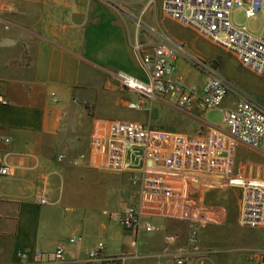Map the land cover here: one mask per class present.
Returning <instances> with one entry per match:
<instances>
[{
	"label": "crops",
	"instance_id": "obj_1",
	"mask_svg": "<svg viewBox=\"0 0 264 264\" xmlns=\"http://www.w3.org/2000/svg\"><path fill=\"white\" fill-rule=\"evenodd\" d=\"M6 1L18 10L0 13V95L7 101L0 104V165L12 169L0 174V264H26L16 256L22 250L40 253L38 264H54L50 260L60 245L66 259L57 264H87L88 250L99 241L106 243L107 255H136L126 264H175L178 254L187 264H259L264 226L240 224L239 182L264 183V143L258 148L237 143L223 123V111L235 106L239 91L264 105V91L222 58L185 45L214 61L236 87L222 109L160 97L133 108L139 93L113 74L125 71L148 80L127 24L148 0ZM162 11L158 5L147 14ZM190 62L179 57L177 71L202 93L209 74L186 67ZM110 120L153 126L156 147H133L127 158L164 180L175 196L143 195L133 170L97 165L92 139L97 130L108 134ZM178 137L189 139L196 152L207 150L203 170L177 174L156 158ZM41 196L49 203H39ZM131 205L144 212L154 231L124 227L121 219ZM75 236L80 241L71 243Z\"/></svg>",
	"mask_w": 264,
	"mask_h": 264
},
{
	"label": "built area",
	"instance_id": "obj_2",
	"mask_svg": "<svg viewBox=\"0 0 264 264\" xmlns=\"http://www.w3.org/2000/svg\"><path fill=\"white\" fill-rule=\"evenodd\" d=\"M160 5L164 13L171 16L184 26L191 27L215 43L232 51L240 62L264 78V23L260 33L250 31L246 26L234 23L233 13L244 9L248 17L261 14L264 18V0H148L140 16L135 18L136 36L134 49L139 54L141 62L148 73V80H142L125 71H118L114 76L123 86L139 93V101L133 108H142L150 98H169L182 106L197 105L206 110L222 106L231 90H237L226 76L215 65L207 63L200 56L192 54L187 47L169 35L155 30L157 43L151 51L145 52L139 41L138 30L144 27L143 15L151 7ZM14 3L0 0V13H12ZM185 57L196 67L208 72L202 93L197 92L194 85L185 83L184 77L178 73L176 60ZM234 107L223 111V123L237 143H244L254 148L264 143V105L242 91ZM6 98L0 95V104H6ZM108 134L103 135L97 130L93 136V154L102 159L99 163L111 169L133 170L136 182H141L143 195L175 196L176 190L164 180L153 178L146 167L132 166L127 158V150L133 147H156L154 128L151 124L139 121L112 120L108 122ZM1 125V123H0ZM6 143H11L10 137H4ZM168 152L158 151L155 156L164 166L177 174H194L204 169L208 156L207 150L199 148L196 152L190 145V140L178 137ZM84 157V156H83ZM66 156L60 154L59 161ZM75 159L73 164H78ZM12 169L0 165V174H11ZM242 185V205L239 222L246 227L264 226V183L250 181L239 182ZM39 203L48 204L43 196ZM206 215L201 214L204 218ZM144 212L136 205H131L122 217L124 227L132 232H152L156 226L146 221ZM80 237L75 236L70 241L78 243ZM170 238H168L169 240ZM106 243L99 241L88 250L87 264H126L127 260L136 255H107ZM66 247L60 245L53 253L50 262L57 264L65 261ZM259 264H264V248L257 250ZM17 259L26 264H38L40 253L34 256L27 251H18ZM20 264H23L20 262ZM175 264H187L186 257L178 254Z\"/></svg>",
	"mask_w": 264,
	"mask_h": 264
},
{
	"label": "rangeland",
	"instance_id": "obj_3",
	"mask_svg": "<svg viewBox=\"0 0 264 264\" xmlns=\"http://www.w3.org/2000/svg\"><path fill=\"white\" fill-rule=\"evenodd\" d=\"M147 3H148V1H147ZM147 3H146V5H147ZM14 6H15V9L12 11V13H15L18 10L17 4H14ZM145 6H144V8H145ZM157 6H155V7H157ZM152 8L150 7L148 9V11L143 15L144 16L143 17L144 27H142V28H140V30H138L139 41L143 44L145 52L151 51L155 42H156L153 34L150 31L156 33L155 30H159L160 32H164L165 34L169 35L171 38H173V39H175L181 43H184V45H186L190 49H196L197 51H203L204 53H206L207 55H209L211 57L222 58L223 60L226 61L227 66L231 67L233 71L237 72L240 75H244V76L250 78L252 80V82L255 83L256 86H259L264 91V80L262 78L258 77V75L254 74L253 71H250L248 68L244 67L240 63V61L237 59V57L232 53V51H230L229 49L215 43L211 39L200 34L195 29L182 25L177 20L173 19L171 16L167 15L163 11L157 13V15H155L154 17H151L147 13ZM138 16H140V14ZM138 16L134 15L132 17V20L128 21V23H127L128 26L133 29L132 30V41H131L133 49H134V45H135V36H136L135 18ZM233 20H234V23L236 25L246 26L250 31H252L254 33H260V31L263 27V23H264V18L261 14H258L257 16L250 18L247 16L246 11L244 9L235 10L233 13ZM149 32L151 33V35L153 37L150 36ZM148 37H149V39L150 38L153 39L151 43L146 40ZM144 40H146L147 42ZM134 51H135V49H134ZM197 51L195 53H198ZM202 55H204V54H202ZM203 59L206 60L207 63L213 64L218 69H220V67L214 61L209 60V58L206 57V55H204ZM193 65L194 64L191 65L188 63L186 65V67L195 68V67H193ZM92 106H93V104L87 105L88 108H92ZM222 107H223V104L221 107H219L217 109H222ZM110 121H112V120H110ZM93 140L94 139H92V143H93ZM93 148L94 147L92 145V153H93ZM61 154H63V153H61ZM59 155H58V157H59ZM60 162H63V161H60ZM102 162H103V160L99 159L97 165L101 167V165H99V163H102ZM78 164H74V165H78ZM131 177L135 181L134 174H131Z\"/></svg>",
	"mask_w": 264,
	"mask_h": 264
}]
</instances>
